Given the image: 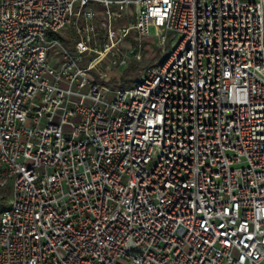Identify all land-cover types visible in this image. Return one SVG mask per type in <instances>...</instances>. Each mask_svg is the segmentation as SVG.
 <instances>
[{"label":"built area","instance_id":"obj_1","mask_svg":"<svg viewBox=\"0 0 264 264\" xmlns=\"http://www.w3.org/2000/svg\"><path fill=\"white\" fill-rule=\"evenodd\" d=\"M132 31L165 59L109 89ZM8 184L0 264H264V0H0Z\"/></svg>","mask_w":264,"mask_h":264},{"label":"rangeland","instance_id":"obj_2","mask_svg":"<svg viewBox=\"0 0 264 264\" xmlns=\"http://www.w3.org/2000/svg\"><path fill=\"white\" fill-rule=\"evenodd\" d=\"M121 23H116L119 26ZM106 23L100 21L101 33L98 35L100 42H103ZM63 36H58L61 45L74 52L73 41L70 40L67 31H63ZM50 38V36H49ZM167 43V51L170 48ZM121 51L111 54L109 51L93 64L89 74L98 82L106 85L109 89L127 87L143 77L150 67L165 59L166 53L161 52L153 38H137L134 31L128 34L120 44ZM55 48L53 49L54 52ZM52 54V51H51ZM74 54V53H73ZM50 57V53H49ZM93 54L82 58V65H86L91 60ZM121 60V61H120ZM105 73V75H102ZM11 185L8 184L0 189V208H7L11 202Z\"/></svg>","mask_w":264,"mask_h":264},{"label":"bare ground","instance_id":"obj_3","mask_svg":"<svg viewBox=\"0 0 264 264\" xmlns=\"http://www.w3.org/2000/svg\"><path fill=\"white\" fill-rule=\"evenodd\" d=\"M95 62H96V61H95ZM95 62H94V63H95Z\"/></svg>","mask_w":264,"mask_h":264}]
</instances>
